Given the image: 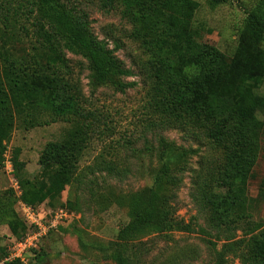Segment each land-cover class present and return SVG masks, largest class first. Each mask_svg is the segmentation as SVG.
I'll return each mask as SVG.
<instances>
[{
	"label": "trees",
	"instance_id": "16d2710c",
	"mask_svg": "<svg viewBox=\"0 0 264 264\" xmlns=\"http://www.w3.org/2000/svg\"><path fill=\"white\" fill-rule=\"evenodd\" d=\"M84 1L0 0V163L6 151L4 140L10 138L16 121L25 127L58 119L73 123L61 140L44 147L40 177H25L24 162L17 153L13 156L16 172L12 175L19 180L20 199L33 207L52 205L67 184L78 180L80 158L96 130L95 112L84 111L80 93L63 82L67 53L86 60L92 91L111 85L125 92L136 85L124 80L133 71L115 54L119 46L110 48L93 32ZM92 1L103 12L119 11L132 25L131 37L148 55L143 69L150 80L145 104L149 126L192 129L194 135L222 149V162L217 169L206 167L193 193L207 211L208 222L219 230V243L208 242L211 264H264V225L252 220V200L246 196L264 136V0L246 8L241 41L232 56L195 37L196 0ZM227 1L209 0V4L216 7ZM144 138L148 154L162 163L151 168L150 186L112 198L127 209L129 217L116 236L117 264H141L143 248L135 241L145 236L194 231L190 222L177 216L175 206L187 163H170L171 143L161 134L156 137L158 148L147 135ZM93 166L119 174L105 159ZM261 187L263 196L264 182ZM16 196L13 189L0 190V225L11 233L0 247V257L7 254L10 240H21L28 231L16 210ZM70 203L62 207L77 213ZM155 209L157 216L148 213ZM75 220L58 228L63 231ZM240 224L244 233L238 238L234 229ZM34 251L28 253V260Z\"/></svg>",
	"mask_w": 264,
	"mask_h": 264
},
{
	"label": "rangeland",
	"instance_id": "374dc122",
	"mask_svg": "<svg viewBox=\"0 0 264 264\" xmlns=\"http://www.w3.org/2000/svg\"><path fill=\"white\" fill-rule=\"evenodd\" d=\"M196 1L199 7L192 20L195 37L201 42L214 45L227 55H234L241 41L246 8L256 0H229L216 7H212L209 0ZM83 7L90 15L93 32L100 39L108 41L110 48L119 46L115 54L133 71V76L124 77V80L134 81L136 85L125 92L111 85L92 91L88 84L90 72L86 60L79 55L67 53L68 63L62 73L63 82L68 81L73 86L72 91L80 93L84 111L95 112L92 121L96 130L80 158L78 180L67 184L52 205L45 203L47 207L57 208L70 200V205L78 214L76 220L69 226L64 225L66 231L58 228L50 232L24 264H117L113 256L116 236L121 226L129 221V217L127 209L113 203L112 198L115 195L125 196L152 184L148 174L152 167L160 166L162 160L148 154L144 136L147 135L150 144L158 148V134L171 143L170 154L173 155L170 163L174 166L187 163L175 206L177 216L186 223L190 222L194 231L152 234L135 241L143 248L141 264H211L212 249L208 242L219 243V230L208 222L207 211L197 203L193 193L206 167L217 169L222 162V149L212 146L204 137L194 135L192 129L162 130L149 126V120H146L149 112L145 111V104L150 80L143 69L148 55L140 43L131 37L132 25L119 11H101L95 1L85 0ZM72 126V122L62 119L35 127H25L16 121L10 138L4 140L6 151L0 163V190H14L19 198L16 203L17 212L19 201L24 202L20 199L22 189L17 177L20 189L13 186L8 162L15 173L13 156L17 153V159L24 162L23 175L30 179L40 177L42 170L39 159L44 147L51 141L61 140ZM103 159L113 165L119 174L110 175L95 169V162ZM252 172L254 178L248 180L246 196L252 200L249 204L252 220L264 225V195L261 196V185L264 182V136ZM148 213L157 216L156 209L148 210ZM234 231L238 238L241 237L244 233L243 225ZM10 234L7 226L0 225V247H4Z\"/></svg>",
	"mask_w": 264,
	"mask_h": 264
},
{
	"label": "built area",
	"instance_id": "2783aa9c",
	"mask_svg": "<svg viewBox=\"0 0 264 264\" xmlns=\"http://www.w3.org/2000/svg\"><path fill=\"white\" fill-rule=\"evenodd\" d=\"M8 168L13 186L17 190L20 189L16 178L12 175L13 169L10 162H8ZM18 212L28 226V231L23 239H12L8 242V252L0 257V264H7L15 260L26 262L28 253L36 249L51 230L78 216L77 213L62 206L50 208L42 204L33 207L22 201H19Z\"/></svg>",
	"mask_w": 264,
	"mask_h": 264
}]
</instances>
